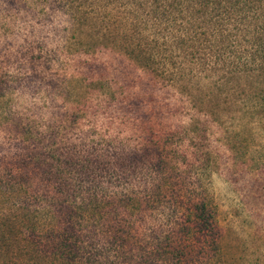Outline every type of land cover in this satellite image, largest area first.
Here are the masks:
<instances>
[{
	"label": "rangeland",
	"instance_id": "rangeland-1",
	"mask_svg": "<svg viewBox=\"0 0 264 264\" xmlns=\"http://www.w3.org/2000/svg\"><path fill=\"white\" fill-rule=\"evenodd\" d=\"M172 1L0 0V264H264V0Z\"/></svg>",
	"mask_w": 264,
	"mask_h": 264
},
{
	"label": "trees",
	"instance_id": "trees-1",
	"mask_svg": "<svg viewBox=\"0 0 264 264\" xmlns=\"http://www.w3.org/2000/svg\"><path fill=\"white\" fill-rule=\"evenodd\" d=\"M243 0H200V5H220L223 2H227L229 5L241 3ZM252 1V0H251ZM263 0H257L256 3H262ZM244 2H249L245 0ZM173 9L181 7V2L177 0L172 1ZM208 13V11L206 12ZM255 32L261 37L263 42L259 46L264 48V25L254 28ZM243 65L248 64V60ZM42 209V208H41ZM40 209V210H41ZM45 209L40 213L45 215ZM42 215L29 216L32 221L30 224L26 225L24 230L27 233L29 241H27L28 246H30L37 255L51 256L53 255L54 260H59L61 264H91L95 261L97 257V252L92 248V245H78L77 240L74 237L75 231L69 227L58 228L59 226H53L52 224L48 227L42 224ZM75 215H72V217ZM84 218V214H82ZM70 236L73 238L70 241ZM76 235V234H75ZM27 246V247H28ZM84 252V254L82 253ZM87 254V257L85 256ZM84 255V257H82ZM52 257V256H51Z\"/></svg>",
	"mask_w": 264,
	"mask_h": 264
}]
</instances>
